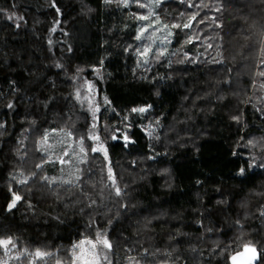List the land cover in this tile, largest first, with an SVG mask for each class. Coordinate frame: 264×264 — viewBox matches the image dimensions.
<instances>
[{
  "label": "trees",
  "instance_id": "obj_1",
  "mask_svg": "<svg viewBox=\"0 0 264 264\" xmlns=\"http://www.w3.org/2000/svg\"><path fill=\"white\" fill-rule=\"evenodd\" d=\"M151 12L0 0V193L20 197L0 264H74L87 240L100 264H230L245 245L264 264V0L162 1L172 46L146 60ZM55 133L82 141L74 180Z\"/></svg>",
  "mask_w": 264,
  "mask_h": 264
},
{
  "label": "rangeland",
  "instance_id": "obj_2",
  "mask_svg": "<svg viewBox=\"0 0 264 264\" xmlns=\"http://www.w3.org/2000/svg\"><path fill=\"white\" fill-rule=\"evenodd\" d=\"M146 1L149 3L152 12L151 15L147 17V19H141L143 21V26L139 29V38L145 41L148 40L150 42V46L147 48L148 52L144 55V59L147 60L150 53L156 47L161 48V50H163L165 53H167L171 49L173 29L166 23L162 22V20L158 17L157 13H155L157 5L164 0H158V2L157 0ZM130 2L131 0H128V3ZM164 25H167V27H164ZM185 111H187V109H185ZM93 138L97 142L95 148L102 146L103 150H100V152L106 158H108L106 148L101 144L98 139V136L94 134ZM47 141L48 143L46 144V146L50 153L61 152L62 156L60 161L64 160L65 163H67L69 179L74 180L76 177L78 178L80 166L85 161L86 156L85 150L83 152L80 151L82 147L81 143L75 141L67 133H55L52 137V140L51 138H49ZM16 202V196L8 194L5 192V190L2 189L0 193V213H5L12 209L16 205ZM213 215L219 222L222 221L216 212H214ZM87 241H84L83 245L80 248H75L74 264H87V261L92 260V247L90 244L87 243ZM96 244L97 247L95 251L99 253L98 259L101 261V256L104 249H101L97 242Z\"/></svg>",
  "mask_w": 264,
  "mask_h": 264
},
{
  "label": "snow or ice",
  "instance_id": "obj_3",
  "mask_svg": "<svg viewBox=\"0 0 264 264\" xmlns=\"http://www.w3.org/2000/svg\"><path fill=\"white\" fill-rule=\"evenodd\" d=\"M121 2L122 3H125L126 5H127V3H128V0H121ZM157 2H158V0H157ZM142 7L144 6V5H141ZM220 9L218 8L217 9V11H219ZM141 19H147V17H144V16H142V17H140ZM192 20H195V16H193L192 18H191ZM201 23L203 22V19H201V21H200ZM164 27H167V25H164ZM173 27H179V25H173ZM183 27L184 28H189L190 27V23H186V24H184L183 25ZM139 38V37H138ZM149 38H151V37H149ZM209 47H211V45H209ZM147 53V49L145 50V54ZM262 75H264V73H262ZM146 109H144V108H140V109H133V111H139V112H144ZM81 144H82V141H81ZM100 150H103L102 149V146H99V147H97V148H93L92 149V151H100ZM80 151L81 152H83L84 151V149H83V147H81V149H80ZM105 155H106V152H105ZM61 163H65V161L64 160H61L60 161ZM45 179H47V177H45ZM67 183H72V181H67ZM113 183L115 184V180H113ZM116 194L117 195H119L120 194V189L117 187L116 188ZM20 199V197L19 196H17L16 197V200H19ZM13 206H14V203H13ZM262 215H264V213H262ZM98 242L103 246V247H105V248H107V249H109V250H111V247H112V245H111V243L106 239V238H100L99 236H98ZM13 242L11 241V240H0V246H3L4 248H5V250H7V248H8V245H10V244H12ZM83 241L81 242V244H78L76 247L77 248H80L82 245H83ZM87 243L88 244H90L91 245V247H92V252H91V255H92V260H90V261H87V264H100V260L98 259V257H99V253L97 252V251H95L96 250V247H97V244H96V242H93V241H91V240H88L87 241ZM256 248L255 247H253V246H251V245H245V252H251V253H253V256H252V259H250L249 261H247V264H252V262H253V260H255V258H256ZM35 255L37 256V257H40V258H44L47 254L46 253H43V252H40V251H37L36 253H35ZM108 259V257L107 256H104L103 257V260H107ZM232 260L235 262L236 261V257L234 256V257H232Z\"/></svg>",
  "mask_w": 264,
  "mask_h": 264
},
{
  "label": "water",
  "instance_id": "obj_4",
  "mask_svg": "<svg viewBox=\"0 0 264 264\" xmlns=\"http://www.w3.org/2000/svg\"><path fill=\"white\" fill-rule=\"evenodd\" d=\"M255 255H256V258H255V260H253L252 264H257L260 261V252L259 251H256V254ZM234 256L236 257V261L235 262L232 260V257H234ZM252 256H253V253H251V252H245V247H244L242 249V251L234 254L230 258V264H247V261H249L250 259H252Z\"/></svg>",
  "mask_w": 264,
  "mask_h": 264
}]
</instances>
